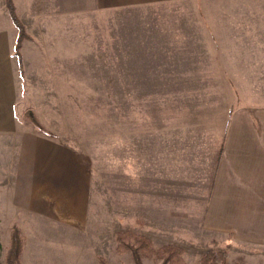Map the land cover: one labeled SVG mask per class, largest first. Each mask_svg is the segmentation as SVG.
I'll return each instance as SVG.
<instances>
[{
  "label": "rangeland",
  "instance_id": "rangeland-1",
  "mask_svg": "<svg viewBox=\"0 0 264 264\" xmlns=\"http://www.w3.org/2000/svg\"><path fill=\"white\" fill-rule=\"evenodd\" d=\"M0 2L10 18L7 0ZM207 4L210 15L195 10L188 17L192 31L141 32L138 24L167 18L151 11L75 15L70 96L53 93L55 81L37 69L25 72L23 42L56 33L24 23L15 7L23 28L15 26L24 83L19 115L93 160L87 227L74 239H39L46 250L41 259L50 263L73 250L68 258L75 264H264L261 234L250 237L241 224L239 237L202 227L211 158H221L230 120L245 111L260 126L264 113V0ZM179 18L176 13L173 23ZM205 19L215 31L204 28ZM153 40L162 47L140 46ZM173 247L181 254L170 259L166 249ZM4 248L0 236V264H7Z\"/></svg>",
  "mask_w": 264,
  "mask_h": 264
},
{
  "label": "crops",
  "instance_id": "crops-1",
  "mask_svg": "<svg viewBox=\"0 0 264 264\" xmlns=\"http://www.w3.org/2000/svg\"><path fill=\"white\" fill-rule=\"evenodd\" d=\"M207 1L14 0L24 23H34L49 34L56 33V39L42 36L23 42L25 72L32 74L37 69L41 78L46 80L50 76L55 81L50 86L57 91L51 92L74 95L75 15L125 9H135L140 15L151 11L152 15L167 18L162 23L138 24L141 32L192 31L195 28L188 17L195 10L199 17L210 15ZM176 13L180 18L173 23ZM6 14L0 2V236L5 255L10 249L12 231L17 228L24 244L21 264H75V260L68 258L73 250L58 254L50 263L41 259L46 250H41L39 239H74L76 231L87 227L93 160L89 153L40 132L19 115L24 83L16 58V28ZM205 21L206 30H216L211 21ZM140 46L162 47L154 40ZM33 63L39 67L32 70ZM260 118L257 126L248 112L234 114L225 146L220 149L221 158L219 154L217 159L211 158L212 171L207 179L210 194L202 224L206 231L234 233L239 237L241 224L248 236L261 234L264 240V113ZM164 183L169 195L174 182L168 175ZM239 214L245 218L238 223Z\"/></svg>",
  "mask_w": 264,
  "mask_h": 264
},
{
  "label": "trees",
  "instance_id": "trees-1",
  "mask_svg": "<svg viewBox=\"0 0 264 264\" xmlns=\"http://www.w3.org/2000/svg\"><path fill=\"white\" fill-rule=\"evenodd\" d=\"M7 7H8L9 15H10V18H11L13 24L20 30V32H22L23 28L21 27V24L17 18L13 0H7ZM20 45H21L20 41H17L16 56L19 59V65L21 68L22 56H21L20 51H19ZM135 239L138 240V244H140L141 246L143 245V243L146 242L142 238L140 239L138 237H135ZM118 240H119V243L121 245H123L122 243L125 242L124 240H126V236L124 237V235H120ZM21 251H22V237L20 235V231L17 228H14L12 231V234H11V247H10L8 254H7V264H19V257H20ZM133 251L135 254H137V250H135V248ZM166 251L168 252L167 254L170 255L169 256L170 259H171V257L173 258V257H176L177 255L181 254V250H177L174 247L173 248H167ZM211 256L216 257L215 254H211L209 257L210 259L212 258ZM217 256H219V255L217 254ZM101 264H106V262L104 260H101Z\"/></svg>",
  "mask_w": 264,
  "mask_h": 264
}]
</instances>
